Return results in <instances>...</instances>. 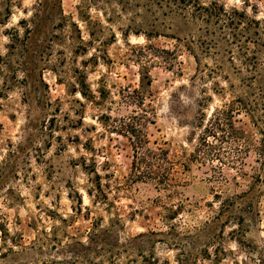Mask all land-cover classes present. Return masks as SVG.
Masks as SVG:
<instances>
[{"label": "rangeland", "instance_id": "rangeland-1", "mask_svg": "<svg viewBox=\"0 0 264 264\" xmlns=\"http://www.w3.org/2000/svg\"><path fill=\"white\" fill-rule=\"evenodd\" d=\"M37 1L15 0L19 5L13 6L8 22H0V56L12 60L8 68L2 64L0 77V264H101L97 255L88 262L74 261L65 247L86 241L96 225H108L115 213L124 226L123 244L132 239L142 246L125 253L126 261L131 256L145 264L156 257V264H179L182 254L188 264H264V46L252 60L257 70H244V86L222 48L211 57L201 56L198 70L186 47L191 31L164 10L138 0H62L66 33L50 23L44 41L32 40L38 47L30 54L38 64L25 83V73L17 68L22 57L8 56L7 32L31 16ZM219 1L264 19V0H252L257 9L243 0ZM142 51L147 57H139ZM234 61L235 67L243 66ZM209 68L217 72L208 76ZM146 72L152 83L146 78L143 86ZM226 72L230 80L222 75ZM231 84L245 88L242 94L254 113H236V125L254 143L245 174L224 166L222 177L213 168L220 167L217 160L194 161L189 169L178 165L175 194L150 180L127 181L134 150L121 129L123 120L147 114L151 146L178 159L184 147L192 150L196 144L190 140L201 132V113L209 117L239 94ZM222 87L224 98L215 92ZM126 88L143 91L144 101L125 99ZM235 150L229 146L224 154L231 157ZM94 166L108 194L103 201L87 191L91 176L95 179L93 171L88 173ZM243 191L248 193L242 205L216 217L217 192L233 197ZM179 203L183 207L172 214L169 208ZM240 215L245 217L242 225Z\"/></svg>", "mask_w": 264, "mask_h": 264}, {"label": "trees", "instance_id": "trees-1", "mask_svg": "<svg viewBox=\"0 0 264 264\" xmlns=\"http://www.w3.org/2000/svg\"><path fill=\"white\" fill-rule=\"evenodd\" d=\"M243 1L247 6L257 9L256 4L250 5L252 0ZM138 2L140 3L139 5H146L150 8L156 7L176 16L180 19L179 22L181 24L179 25H183L182 27L185 26L191 31V42L186 43V47H188V50L195 57L198 70L202 66L201 56L211 57L219 48H222L229 55L230 60L235 66H238L235 64V58L240 60L243 66L239 68L234 66V68L244 86H246V74L244 70L252 73L257 70L252 60L253 58L256 59L257 50H259L260 46H264V29L262 27L264 19L260 20L255 16H251L245 9L237 7L228 8L224 2L219 0H210L208 2L203 0H138ZM14 3L17 2L15 0H0L1 23L6 24L12 15L13 6L19 5ZM50 23H57L56 25L61 26L60 32L66 33L65 26L68 23V19L62 8V0H38L34 10H32L31 16L29 18H22L19 21L18 27H13L7 32L10 39L8 56L22 57L17 68L25 73L23 78L25 83L29 82L35 63L36 65L38 64L35 54L34 56L30 54L34 50L37 52L36 48L38 47V44L34 46L35 42L32 40L36 38V42L39 39H43L42 41H44L50 33ZM38 37L41 38L38 39ZM80 39L82 42L84 41L82 37ZM139 57H147V55L142 51ZM140 59L142 60V58ZM4 63H7L5 66L7 65L8 68L12 60L7 62L4 56H0V77L4 73L2 65ZM143 67L147 69L146 65ZM17 68L15 69L17 70ZM214 72H217L216 69L209 68L207 75L212 76ZM199 75L200 78L205 77V74H201V71ZM222 75L230 80L229 73L226 72ZM146 78L147 84L152 83L151 77L146 72L141 78L143 86L144 79ZM4 84L6 85V81L3 82ZM231 87L239 91V94L235 95V99L225 101L220 106L215 107L209 117L204 111L201 113V123L197 125L201 128V132L197 138L195 137L190 140L191 142L196 140V144L192 150L184 147L178 159H171L167 150L161 146H151L145 127L147 126L146 122H151L152 119H148L147 114L144 113L140 116L132 115L127 120H123L121 129L124 131V135L130 139L134 150L132 170L127 181L145 182L146 180H150L155 182L158 188L175 194L178 192L176 189L179 184L174 178V172L178 169V165L184 169H189V163L194 161L214 163L217 160L220 163V167L219 165H215L213 168L219 170L218 172L222 177H224V166H231L233 169H237L240 175L245 174L242 171L246 165V156L250 153V148L254 147V143L248 133L236 125V113L239 115L244 111L251 115L250 111L252 109L250 104L247 103L244 94H242L245 88L234 87L233 84H231ZM215 92L224 98L226 89L224 87L221 89L215 88ZM80 93L84 96L87 95L83 90ZM122 94L125 99L131 98L130 100H132L134 97L138 102H143L145 99L143 91L137 88L133 90L123 89ZM205 102L207 100H204V105ZM251 116L254 117V113ZM232 145L236 149L234 155L231 157L225 156L224 151ZM84 163V167L89 166V164L86 165V160H84ZM92 169H89L88 173H92L93 171L95 179L93 176L90 178L92 186L87 190L89 196L102 199L101 201H103L102 197L108 199L105 185L101 179L102 174L96 170L95 166ZM260 173L263 172L261 171ZM261 176L262 174H259L258 177ZM247 193V191H243L235 194L233 197H223L222 194L217 192L215 198L219 207L216 217L219 218L222 214L232 212L238 205H242L244 203L242 200ZM107 206L115 207V203L107 202ZM253 206V202L250 203V206L248 205L250 209H253ZM182 207V203H179L176 207L169 208V211L175 214ZM232 219L236 220L237 216H234ZM238 219L239 225H242L245 221L243 215H240ZM121 231L124 232V226L120 216H117L115 213V216L111 218L108 225L104 227L96 225L93 232L87 236L86 241H71L65 248L73 253L74 261L82 259L88 262L92 255H97L103 260L101 264H139L137 263V259L131 256L126 261L125 253L129 254L132 250L142 248V246L134 243L132 239H126L127 243L123 244ZM138 236L143 237L145 234L140 233ZM180 249L184 250V245ZM140 252L144 253L143 249H140ZM143 257L147 258V256ZM147 260L149 262L145 264H156L158 261L156 257ZM178 263L188 264L182 258V254H179Z\"/></svg>", "mask_w": 264, "mask_h": 264}]
</instances>
